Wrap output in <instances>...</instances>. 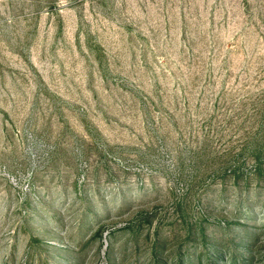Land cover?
<instances>
[{"label": "rangeland", "instance_id": "obj_1", "mask_svg": "<svg viewBox=\"0 0 264 264\" xmlns=\"http://www.w3.org/2000/svg\"><path fill=\"white\" fill-rule=\"evenodd\" d=\"M0 264H264V0H0Z\"/></svg>", "mask_w": 264, "mask_h": 264}]
</instances>
